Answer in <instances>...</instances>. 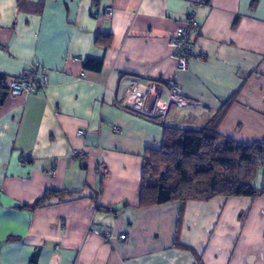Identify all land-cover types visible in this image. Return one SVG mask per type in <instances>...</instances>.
<instances>
[{
	"label": "crops",
	"instance_id": "1",
	"mask_svg": "<svg viewBox=\"0 0 264 264\" xmlns=\"http://www.w3.org/2000/svg\"><path fill=\"white\" fill-rule=\"evenodd\" d=\"M202 2L0 0V73L48 74L0 106V264H264V197L140 207L165 126L222 116L220 135L264 144V0ZM107 8L109 20L94 16ZM192 14L204 59L178 72L170 42ZM156 82L162 100L175 82L191 102L164 124L123 105L134 84ZM49 192L65 197L30 210Z\"/></svg>",
	"mask_w": 264,
	"mask_h": 264
},
{
	"label": "trees",
	"instance_id": "2",
	"mask_svg": "<svg viewBox=\"0 0 264 264\" xmlns=\"http://www.w3.org/2000/svg\"><path fill=\"white\" fill-rule=\"evenodd\" d=\"M98 71L101 62L87 60L85 69ZM9 96L8 77L0 73V106ZM222 116L203 130L166 127L162 148L145 157L141 192L142 208L173 202L209 201L223 197H264L255 186L264 171V144L237 145L217 131ZM264 178V174L261 175ZM65 197L49 192L30 210L44 207L50 199Z\"/></svg>",
	"mask_w": 264,
	"mask_h": 264
},
{
	"label": "built area",
	"instance_id": "3",
	"mask_svg": "<svg viewBox=\"0 0 264 264\" xmlns=\"http://www.w3.org/2000/svg\"><path fill=\"white\" fill-rule=\"evenodd\" d=\"M209 0H203V3ZM102 20H109L113 16V11L111 8H107L104 15L99 16L94 15ZM199 30V24L195 20L194 14H192L186 25L180 27L177 30L176 36L171 40L170 45L173 49V56L177 61L178 72H186L189 70V64L192 60L202 61L204 55H201L196 45L194 44V36ZM84 75L82 74V77ZM48 84V74L45 72H40L36 68H31L23 75L9 81V95L13 98L27 96L31 93H36L40 89L45 88ZM168 96L166 100L161 99V84L156 82L150 85L142 86L140 84H134L133 88L128 92V96L123 105L125 108L144 118H149L154 121H159L164 124L168 118L169 109L171 106H176L178 108L185 107L191 102L185 97L181 86L179 87L175 82H172L168 89ZM117 130V129H116ZM79 136L83 138L85 133L80 131ZM78 155H75L77 157ZM97 173L100 176H105L106 171L103 166H99ZM52 175L56 172L52 171ZM101 235L100 232H95ZM104 237L107 239L112 238V233L105 232ZM122 241L126 240V236H121Z\"/></svg>",
	"mask_w": 264,
	"mask_h": 264
},
{
	"label": "rangeland",
	"instance_id": "4",
	"mask_svg": "<svg viewBox=\"0 0 264 264\" xmlns=\"http://www.w3.org/2000/svg\"><path fill=\"white\" fill-rule=\"evenodd\" d=\"M263 174H264V171L261 172V175H263Z\"/></svg>",
	"mask_w": 264,
	"mask_h": 264
}]
</instances>
